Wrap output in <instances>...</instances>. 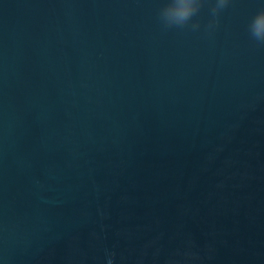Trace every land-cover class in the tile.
Masks as SVG:
<instances>
[{
	"label": "water",
	"instance_id": "obj_1",
	"mask_svg": "<svg viewBox=\"0 0 264 264\" xmlns=\"http://www.w3.org/2000/svg\"><path fill=\"white\" fill-rule=\"evenodd\" d=\"M166 2L0 0V264H264V0Z\"/></svg>",
	"mask_w": 264,
	"mask_h": 264
},
{
	"label": "clouds",
	"instance_id": "obj_2",
	"mask_svg": "<svg viewBox=\"0 0 264 264\" xmlns=\"http://www.w3.org/2000/svg\"><path fill=\"white\" fill-rule=\"evenodd\" d=\"M206 3H211L209 8L210 19L206 30H214L219 25V15L226 9L231 0H167L161 8L159 18L165 29L189 28L196 31L200 28V22L193 20ZM248 31L251 38L260 46H264V9L258 11L248 24ZM108 264H112L109 258Z\"/></svg>",
	"mask_w": 264,
	"mask_h": 264
}]
</instances>
